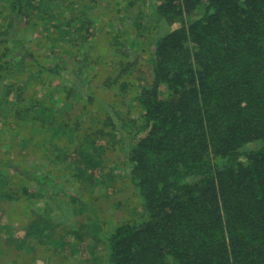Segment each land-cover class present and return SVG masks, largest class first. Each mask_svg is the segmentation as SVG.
<instances>
[{"label": "trees", "instance_id": "1", "mask_svg": "<svg viewBox=\"0 0 264 264\" xmlns=\"http://www.w3.org/2000/svg\"><path fill=\"white\" fill-rule=\"evenodd\" d=\"M146 1L0 0V264H264V0Z\"/></svg>", "mask_w": 264, "mask_h": 264}, {"label": "rangeland", "instance_id": "2", "mask_svg": "<svg viewBox=\"0 0 264 264\" xmlns=\"http://www.w3.org/2000/svg\"><path fill=\"white\" fill-rule=\"evenodd\" d=\"M151 1H155V0H147L146 6L144 8V10L147 11L148 14H150V10H149V6L148 3H151ZM138 8V5H137ZM136 10H132V15L133 17L136 14ZM116 24L120 25V21L116 22ZM166 30H168V28L166 27ZM143 61H141L140 63L142 64V67L140 68V75L142 73H144L146 67L145 65L142 63ZM110 93H104V95L106 96V98L109 97ZM62 98L58 97V101H59V105L60 104V100ZM8 138L10 140H12L13 138V133H9L8 134ZM119 138V137H117ZM260 146V144H255L252 145L251 147L253 148H258ZM120 145H118L117 149L113 150H108L107 154H106V163H107V172L108 173H113V175L115 176L114 179H112L111 181V185L113 186V188H111L110 190V196L112 198V201L117 203V202H121L118 203V206L116 208L115 211V215L117 216L118 221H122V220H132V221H136L137 217H140L142 215H137L135 216V214L132 212V209L134 206L139 207L138 203L139 201H137L136 197H135V193H133V190L135 191L134 186L130 183L129 180V172L131 170V165L128 162V159L125 157L123 151L120 149ZM4 150H7V147H3ZM119 150V151H118ZM27 165H35L34 159L33 157H29L25 160ZM86 190L83 188L78 189L77 187L74 188L73 190L69 188V191H74L77 193H82ZM104 191V187L103 188H99L98 191ZM46 204V201H41V204H38L36 207L39 208H44ZM62 202H54V204L52 205V209L54 210L52 213L53 218L57 221V222H61L66 223V224H70L73 223L72 221H74V223L72 224V228L77 229L78 227V223L75 222L76 220L79 219V217L84 218V212L82 211H78L79 215H75L78 213H75L73 208H66L65 213L63 211V207H62ZM64 206V205H63ZM58 210H57V209ZM65 208V206H64ZM108 208V206H107ZM61 210L60 214L59 211ZM107 210V209H106ZM111 212V208L109 210ZM63 212V215H62ZM135 216V218H133ZM2 231V230H1ZM72 238V237H71ZM70 240V239H69ZM65 244H63L62 242L59 243H53V246L48 247V251H44L42 254L39 255V257H37L36 260H33L32 257L29 256H24L22 257L21 254L18 255V257H15V263L17 262V264H100V262L98 261H93L92 259H90V254L87 253L86 250H81L80 253L75 254L76 256H70V250L69 248H64ZM62 248V249H61ZM103 246L100 245L99 247V254H102V250H103ZM60 254H64V256H70V259H68L67 261H65V258H61L59 260H57V256H59ZM62 256V255H61Z\"/></svg>", "mask_w": 264, "mask_h": 264}]
</instances>
